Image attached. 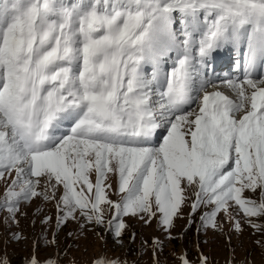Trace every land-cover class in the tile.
<instances>
[{
    "label": "snow or ice",
    "instance_id": "obj_1",
    "mask_svg": "<svg viewBox=\"0 0 264 264\" xmlns=\"http://www.w3.org/2000/svg\"><path fill=\"white\" fill-rule=\"evenodd\" d=\"M225 45L244 52L243 79L225 81L236 101L203 91L210 58ZM258 65L264 0H0V179L15 172L0 207L15 220L21 199H55L62 185L58 223L77 210L103 223L107 203L115 210L109 229L119 237L129 214L159 212L171 227L185 182L197 188L193 211L213 206L205 224L216 227L230 201L247 217L264 216V80L252 79ZM108 173L118 174L119 202L107 198ZM41 177L51 195L37 190ZM246 189H259V202L244 198ZM28 264L41 262L33 256Z\"/></svg>",
    "mask_w": 264,
    "mask_h": 264
},
{
    "label": "rangeland",
    "instance_id": "obj_2",
    "mask_svg": "<svg viewBox=\"0 0 264 264\" xmlns=\"http://www.w3.org/2000/svg\"><path fill=\"white\" fill-rule=\"evenodd\" d=\"M195 108L196 105L190 110ZM164 135L166 132L155 146L162 143ZM14 176L15 172L6 173L5 179H0V201ZM89 176L95 184L94 169ZM181 186L185 199L171 227L162 225L159 212L151 219L143 213L129 214L123 217L126 227L119 237L109 229L108 221L115 210L107 203L101 205L103 223L88 221L79 210L75 218L58 223L62 215L58 208L64 192L62 185H56L55 199H45L43 195L28 201L21 199L15 220L5 207H0V259L7 258L9 264H28L33 256L41 264L49 259L55 264H94L98 258L118 260L120 264H182L181 258L186 257L189 264H202V257H206L207 264H264V216L247 217L230 201L227 212H219L217 226L212 227L202 217L213 206L201 205L193 211L197 188L185 187V182ZM104 187L111 201L119 202L125 195L119 192L117 173L107 174ZM46 188L51 195L47 178L41 177L37 190L42 193ZM88 195H94V190ZM243 197L259 202L260 191L246 189ZM46 217L50 218L47 222ZM237 220L239 230L235 227Z\"/></svg>",
    "mask_w": 264,
    "mask_h": 264
},
{
    "label": "bare ground",
    "instance_id": "obj_3",
    "mask_svg": "<svg viewBox=\"0 0 264 264\" xmlns=\"http://www.w3.org/2000/svg\"><path fill=\"white\" fill-rule=\"evenodd\" d=\"M262 80H264V79H262ZM218 84L220 85V83H218ZM262 86H264V85H262ZM229 89H230V88H229ZM207 92H213V91H207ZM202 95H203V92H202ZM228 97H229L230 99L234 100V101H236V100L238 99V98H237V94H236L234 91H232V94H229ZM248 107H250V105L246 104L244 109H241L238 113H236V117H237V119L240 118V117L244 114L245 110H246ZM63 131H64V129H63Z\"/></svg>",
    "mask_w": 264,
    "mask_h": 264
}]
</instances>
